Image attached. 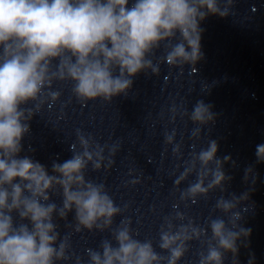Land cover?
Instances as JSON below:
<instances>
[{
  "label": "clouds",
  "instance_id": "9594fccd",
  "mask_svg": "<svg viewBox=\"0 0 264 264\" xmlns=\"http://www.w3.org/2000/svg\"><path fill=\"white\" fill-rule=\"evenodd\" d=\"M234 3L0 0V264H69L73 260L85 264L72 251L70 236L58 231V221L67 222L69 214L74 233L111 234L97 248L85 249L86 264H179L194 241L201 245L197 264H225L229 253L232 264H239V247H247L251 235V229L239 223L243 219L240 209H247L248 192L220 196L214 211L222 216H209L206 227L175 211L164 218L154 244L151 239L137 238L128 219L113 227L122 209L103 183L86 179L89 165L94 171L111 166V159L104 163L106 145L77 130L71 157L54 160L50 171L21 155L30 121L47 100L54 102L61 95L53 90L55 83L70 82L73 96L82 103L127 96L140 73L159 75V63L182 69L203 59L201 22L209 15L227 17ZM162 45L163 56L154 63L150 57ZM207 89L206 85L202 91ZM171 111L175 116L176 108ZM180 115L195 125L192 137L199 139L204 127L215 123L217 114L212 105L198 100L190 112L185 109ZM173 139L166 135L167 143ZM218 147L216 140L209 139L206 147L191 154L175 181L179 186L195 177L180 192L181 201L195 203L216 189L227 191L225 185L232 177L224 165L230 162L236 167V162L229 155L218 158ZM107 150L114 154L117 149ZM174 152L179 154V145ZM255 155L258 163L264 162V144L256 146ZM252 171L251 166L245 169L246 183ZM255 181L256 174L251 184ZM254 259L250 254L248 264Z\"/></svg>",
  "mask_w": 264,
  "mask_h": 264
}]
</instances>
